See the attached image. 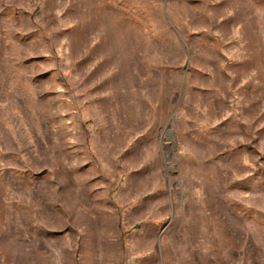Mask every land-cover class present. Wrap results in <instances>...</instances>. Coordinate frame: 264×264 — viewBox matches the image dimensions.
I'll list each match as a JSON object with an SVG mask.
<instances>
[{
	"label": "rangeland",
	"instance_id": "1",
	"mask_svg": "<svg viewBox=\"0 0 264 264\" xmlns=\"http://www.w3.org/2000/svg\"><path fill=\"white\" fill-rule=\"evenodd\" d=\"M0 264H264V0H0Z\"/></svg>",
	"mask_w": 264,
	"mask_h": 264
},
{
	"label": "water",
	"instance_id": "2",
	"mask_svg": "<svg viewBox=\"0 0 264 264\" xmlns=\"http://www.w3.org/2000/svg\"><path fill=\"white\" fill-rule=\"evenodd\" d=\"M168 128H169V131H170V125L168 126Z\"/></svg>",
	"mask_w": 264,
	"mask_h": 264
}]
</instances>
